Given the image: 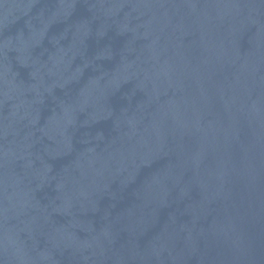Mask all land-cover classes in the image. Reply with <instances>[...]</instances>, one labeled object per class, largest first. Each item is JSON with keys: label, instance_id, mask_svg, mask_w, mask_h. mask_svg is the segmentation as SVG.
Masks as SVG:
<instances>
[{"label": "water", "instance_id": "water-1", "mask_svg": "<svg viewBox=\"0 0 264 264\" xmlns=\"http://www.w3.org/2000/svg\"><path fill=\"white\" fill-rule=\"evenodd\" d=\"M0 264H264V0H0Z\"/></svg>", "mask_w": 264, "mask_h": 264}]
</instances>
